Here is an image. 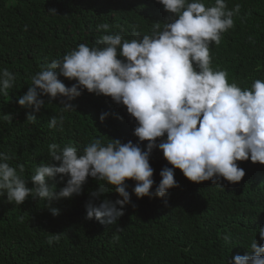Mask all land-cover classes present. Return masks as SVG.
<instances>
[{"label": "trees", "instance_id": "obj_1", "mask_svg": "<svg viewBox=\"0 0 264 264\" xmlns=\"http://www.w3.org/2000/svg\"><path fill=\"white\" fill-rule=\"evenodd\" d=\"M237 3L241 8L233 17L235 26L222 34L219 45H210V55L212 67L227 71L229 82L243 88L264 79V0H227L230 9ZM167 15L158 0H0V68L16 75L9 94L0 95V151L13 157L11 166L24 164L28 187H33L30 176L39 164L59 163L50 161L52 142L82 148L97 138L103 143L138 141L133 135L137 122L126 106L86 89L70 101L74 109L63 113V132L48 126L53 115L61 114V97L49 102L42 96L45 106L34 112L36 122L26 121L33 109L20 106L18 98L27 92L31 76L80 43L92 46L107 34L96 30L98 24L109 23V32L132 39L134 30L148 34L154 22L163 26ZM59 78L66 86L75 83ZM102 112L109 113L103 122ZM5 114L12 119L5 121ZM237 163L245 170L242 180L221 179L219 185L192 182L175 169L179 186L164 198H137L132 192L136 182L126 180L131 203L116 224L86 218L87 202L122 199L112 185L91 176L82 192L69 198L29 196L17 205L6 193L0 195V264H228L235 254H252L254 238L264 243L258 232L264 226V164ZM150 165L154 191L161 169L172 166L159 149L151 153ZM48 183L56 184V192L64 187L59 176ZM100 185L105 192L96 198L92 194ZM225 234L231 243L224 242ZM52 235H59V242L49 244Z\"/></svg>", "mask_w": 264, "mask_h": 264}, {"label": "clouds", "instance_id": "obj_2", "mask_svg": "<svg viewBox=\"0 0 264 264\" xmlns=\"http://www.w3.org/2000/svg\"><path fill=\"white\" fill-rule=\"evenodd\" d=\"M158 3L168 13L163 26L154 22L150 33L134 30L133 38L128 39L109 32V23L98 24L96 30L107 34L92 46L80 43L62 57L42 64L31 76L27 92L18 98L20 106L33 109L26 121L35 123L34 112L45 106L41 97L47 95L49 102L61 97V114L53 115L48 126L63 132V113L74 109L70 101L83 90L111 97L126 106L137 122L133 135L138 141L110 139L103 143L97 138L82 148L52 142L48 145L50 161L59 163L39 164L30 176L33 187L27 186L23 176L24 164L11 166L13 157L0 151V195L6 193L8 201L17 205L29 196L69 198L79 195L91 176L112 185L122 199H104L98 205L87 202L86 218L116 224L124 206L131 203L128 179L136 182L132 192L137 198H164L169 189L179 186L175 169L192 182L211 180L219 185L221 179L231 183L242 180L245 170L238 161L264 164V79H254L250 87L242 88L235 81L229 82L227 71L212 67L210 55V45H219L222 34L235 26L233 17L241 5L230 9L227 0ZM60 76L75 83L66 86ZM15 81L12 71L0 68V95L7 96ZM108 115L102 112L99 118L103 122ZM2 118L12 119L10 114ZM144 141L147 143L142 148ZM154 149L161 150L172 167L161 169V180L150 191L155 183L150 165ZM57 176L64 181L59 192L55 183H48ZM104 192L100 185L92 195L99 198ZM51 211L58 214V209ZM258 232L264 241V226ZM59 239V235H52L48 242ZM222 239L231 243L230 234ZM249 249L252 254H235L228 264H264V243L258 244L254 238Z\"/></svg>", "mask_w": 264, "mask_h": 264}]
</instances>
